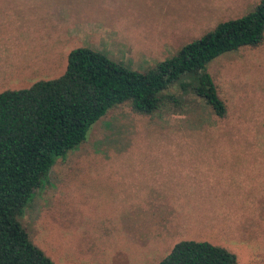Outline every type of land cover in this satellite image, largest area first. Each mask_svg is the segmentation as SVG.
<instances>
[{"label": "rangeland", "instance_id": "374dc122", "mask_svg": "<svg viewBox=\"0 0 264 264\" xmlns=\"http://www.w3.org/2000/svg\"><path fill=\"white\" fill-rule=\"evenodd\" d=\"M259 1L0 0V92L59 77L79 46L144 71ZM207 70L226 117L173 88L187 101L181 112L166 105L148 117L120 104L56 159L19 217L53 262L157 264L177 242L192 240L227 249L237 264H264V37L216 57ZM90 173L131 180L81 179ZM123 201L130 222L115 213ZM116 219L127 224L121 251H78L60 239L81 223L82 233L100 239L99 225Z\"/></svg>", "mask_w": 264, "mask_h": 264}, {"label": "trees", "instance_id": "16d2710c", "mask_svg": "<svg viewBox=\"0 0 264 264\" xmlns=\"http://www.w3.org/2000/svg\"><path fill=\"white\" fill-rule=\"evenodd\" d=\"M264 37V0L246 14L219 22L172 56L136 70L101 51L79 46L65 71L28 88L0 92V264H57L31 242L19 217L43 186L58 157L85 141L108 111L128 103L157 117L164 106L181 112L187 101L171 89L205 101L219 117L227 106L207 65ZM157 264H237L234 253L207 241L183 240Z\"/></svg>", "mask_w": 264, "mask_h": 264}, {"label": "crops", "instance_id": "0c3cea01", "mask_svg": "<svg viewBox=\"0 0 264 264\" xmlns=\"http://www.w3.org/2000/svg\"><path fill=\"white\" fill-rule=\"evenodd\" d=\"M100 175H106V176H116V177H119V176H123V178H117L118 180L120 181H129L131 180V178L128 180L127 179V176L129 175H121V174H115V173H105V174H102V173H90V174H83L81 179L86 176V179H91L93 177V179H97L96 177L100 176ZM88 176V177H87ZM80 179V178H78ZM121 184V183H120ZM128 185H130L129 183H127ZM94 188V187H93ZM93 188H86L87 192L88 193H91V191H93ZM92 189V190H91ZM96 188L94 190V192H96ZM92 194V193H91ZM89 196L86 195L85 198H84V201H85V204H86V199L87 197ZM130 202H133L134 206L137 204V201H134L133 199L130 200ZM129 202V203H130ZM129 203L127 204L126 201H123V203L120 202L121 206L120 207H117L116 210H115V213L118 214L119 218H123L127 221L130 222L129 219H131L129 217V219L127 218V215H126V212L128 211L130 214L132 213V208L131 206L129 205ZM123 206V207H122ZM145 207H147V202H146V205ZM149 209V207H148ZM109 212H106L105 211V215H108ZM115 213L113 215V218H111V222H113V219L115 217ZM73 221H71L72 223ZM116 222L114 225L109 223V222H103L101 223V225H99V230H104V233H102L101 235H99V238L98 239V234L97 233H93L92 231L89 230V232L87 233H82L84 228L81 226V224H78L77 227H72L73 229H69L64 235L63 237L61 238V235H60V239H66L65 241L68 242V244L70 246H74V247H77L76 249H84L82 251H85V252H93V251H99L102 249V251L104 250H120L123 248V247H119V246H122V243L123 241H125V239L128 238L127 236V233L125 231V227L127 226V224H120L118 219H116ZM70 223V224H71ZM77 222H74L73 224H75ZM82 237L83 239H85L86 241L85 242H82L80 243V245H78V239ZM103 239V240H102ZM81 244L84 245V248H81ZM72 249H75V248H72Z\"/></svg>", "mask_w": 264, "mask_h": 264}]
</instances>
